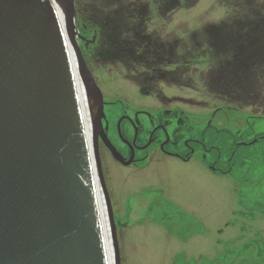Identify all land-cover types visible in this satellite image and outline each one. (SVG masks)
<instances>
[{
	"label": "water",
	"instance_id": "water-1",
	"mask_svg": "<svg viewBox=\"0 0 264 264\" xmlns=\"http://www.w3.org/2000/svg\"><path fill=\"white\" fill-rule=\"evenodd\" d=\"M58 2L69 40L55 0H0V264H110L97 185L119 264L98 137L122 159L102 129V94L75 40L73 0ZM70 49L95 106L90 140Z\"/></svg>",
	"mask_w": 264,
	"mask_h": 264
},
{
	"label": "rangeland",
	"instance_id": "rangeland-1",
	"mask_svg": "<svg viewBox=\"0 0 264 264\" xmlns=\"http://www.w3.org/2000/svg\"><path fill=\"white\" fill-rule=\"evenodd\" d=\"M73 1L77 14L75 40L89 71L93 73L98 70L94 60L99 58L96 50L103 43V38H96L97 46L89 42L94 38L95 32L91 1ZM241 1L173 0L177 4L167 5L166 8L169 9L163 14L164 20H150L152 16L149 14L147 21L149 26L158 22L157 27H161L160 38L169 44L178 40L177 44L198 46L200 51L206 50L211 26H215L213 29L218 28L222 35L226 34V45L232 40V45L238 46L253 38V51H245L247 58L252 52L257 53L256 48L260 46L261 41L250 32L264 29V0H245L251 4ZM147 2L149 0H137L142 5ZM260 7L262 15L258 13ZM116 23L117 30L114 33L118 38H124L125 27L119 16ZM241 25L243 33L240 34L237 28ZM192 32L196 34L195 38H189ZM245 62L248 65L246 85L249 102L231 104L237 109L242 105L246 114V118L237 127L244 125L241 132L238 133L236 128L237 142H251L264 133V54H259L253 60L254 63L248 59ZM254 70L256 73H253ZM99 75L101 81L98 85L103 100H119L117 108L122 106L131 110L130 114L139 126H152L156 123L155 119H162V112L158 110H144L143 113L135 114V109L139 107L137 104L142 102L135 100L140 99L136 95L139 89L137 84L128 83L120 74L111 77L115 81L109 80L111 78L103 76L102 73ZM196 86L199 87L197 92L184 95L192 97L191 100H179L172 107L178 106L181 110H188L189 113H196L204 118L208 114L206 111L222 103L209 94L212 91L209 84L197 83L190 87L195 89ZM178 95L183 97L181 93ZM154 104L150 101L149 106ZM112 107L116 108L114 105ZM107 117H110L109 113ZM263 147L264 145L257 151L261 152ZM252 150L255 153L256 148L253 147ZM256 159H251V162L239 160L233 164L230 180L204 175L192 166L173 165L171 172L180 179L177 192L181 207L173 213L166 211L156 213V216L152 214L154 219L159 218L156 223H160L149 228L141 227L138 223L144 220L147 204L141 201V197L135 196L136 200H131L130 195L136 193L126 192L130 189V180L125 176L118 181L105 178L119 246V264H264V163H261L258 156ZM129 173V176H136L132 171ZM143 188L140 194L147 195L150 191H156L154 185ZM189 203L194 205L192 210L184 207H188ZM136 204H140L138 208H134Z\"/></svg>",
	"mask_w": 264,
	"mask_h": 264
},
{
	"label": "flooded vegetation",
	"instance_id": "flooded-vegetation-1",
	"mask_svg": "<svg viewBox=\"0 0 264 264\" xmlns=\"http://www.w3.org/2000/svg\"><path fill=\"white\" fill-rule=\"evenodd\" d=\"M89 1L95 17L94 39L89 42L97 46L96 38H103V43L96 50L99 58L94 60L98 70L93 73L90 70L96 85L100 89V73L107 78L120 74L128 83L138 85L136 95L140 99L135 100L142 102L137 104L139 107L135 109V114L143 113L144 110L162 112V119H155L156 123L152 126L142 128L131 116V110L122 106L117 108L119 100L112 102L104 99L103 132L122 160L117 161L98 137L101 173L103 179L111 181H118L122 176L130 180V189L126 192L136 193L130 195L131 200H136L135 196L141 197V201L147 204V212L143 218L145 221L138 223L146 228L157 226L159 218L154 219L152 214L156 216V213L166 211L173 213L181 207L177 192L180 179L172 174L173 165L192 166L204 175L230 180L233 155L231 149L237 150L244 146L239 145L243 142H237L238 136L233 133L244 117L243 106L240 105L237 109L231 104L249 102L246 85L248 65L245 60L254 63L253 60L259 54H264V29L250 32L261 41L259 44L262 50L252 52L247 58L244 44L233 46L231 40L226 45V34L222 35L218 28L213 29L215 26L209 28L206 50L200 51L198 46L177 44L178 40L169 44L161 39L158 22L149 26V14L152 16L150 20H164L163 14L169 9L166 8L167 5L177 4L173 0H149L143 5L138 4L137 0ZM241 3L251 4L245 0ZM74 10L76 14L75 6ZM258 13L262 15L261 7ZM117 16L125 27L124 38H118L114 33L117 30ZM237 31L243 33L242 25ZM195 36L192 32L189 38ZM251 39L253 43V38ZM109 80L115 81L112 78ZM197 83L209 84L212 89H207L209 94L222 103L206 111L208 114L204 118L196 113L191 114L188 110H181L178 106L172 107L179 100H191L192 97L184 95L197 92L198 86L196 90L190 87ZM150 101L155 104L149 106ZM107 113L110 114L109 118ZM129 171L136 173V176H129ZM144 171L147 172L142 173ZM152 185L156 191H150L147 195L140 194L143 187ZM139 205L136 204L134 208ZM184 207L192 210L194 205L189 203L188 207Z\"/></svg>",
	"mask_w": 264,
	"mask_h": 264
},
{
	"label": "bare ground",
	"instance_id": "bare-ground-1",
	"mask_svg": "<svg viewBox=\"0 0 264 264\" xmlns=\"http://www.w3.org/2000/svg\"><path fill=\"white\" fill-rule=\"evenodd\" d=\"M55 3L57 5V9H58L57 11H58L59 16H60V20H61L63 30H65V36L69 40V34L67 32L66 20L64 18L63 13H62V5L58 2V0H55ZM70 52H71V59H72V63H73V69H74L75 76H76L77 92H78V96H79V100H80V104H81V109L83 111V116H84L85 128L87 130L88 140H90L89 139V134H90V130H91L90 122H91V117L93 116V111L95 110V106L92 102L90 95L87 93V91L85 90V87L83 86L82 82L79 79V74L77 73L78 68H77V64H76L77 61H76L71 49H70ZM88 142H89V146H90V141H88ZM97 204H98V208H99V212H100L101 224H102V229H103V235L105 238V245H106L107 253L109 256V262H110V264H113L112 250H111V244H110V235H109V227H108L107 216H106V209H105V204H104L102 192H101L99 185H97Z\"/></svg>",
	"mask_w": 264,
	"mask_h": 264
},
{
	"label": "trees",
	"instance_id": "trees-1",
	"mask_svg": "<svg viewBox=\"0 0 264 264\" xmlns=\"http://www.w3.org/2000/svg\"><path fill=\"white\" fill-rule=\"evenodd\" d=\"M250 44H251V41L244 44L245 51H251L253 49L251 48L252 44L251 45ZM259 47L261 46H257L256 49L262 50ZM263 138H264V133L260 135L259 137H257L256 142L253 143L251 146H248L246 148L237 149V150H235V148H232L231 151H233V155H232L231 167H233V164L238 163L239 160H245V161H250V162H251V159L257 160L256 156H258V158H261L260 159L261 163L262 162L264 163V147L262 148L261 152L257 151L258 148L264 145ZM253 147L256 148L255 153H253V150H252ZM249 150H252V151L250 152Z\"/></svg>",
	"mask_w": 264,
	"mask_h": 264
}]
</instances>
